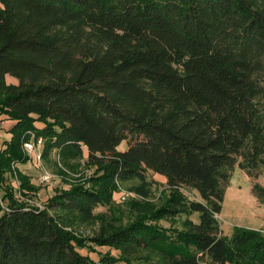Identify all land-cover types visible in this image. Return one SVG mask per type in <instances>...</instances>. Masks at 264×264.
Here are the masks:
<instances>
[{"label":"trees","instance_id":"trees-1","mask_svg":"<svg viewBox=\"0 0 264 264\" xmlns=\"http://www.w3.org/2000/svg\"><path fill=\"white\" fill-rule=\"evenodd\" d=\"M0 129V178L39 139L44 160L98 167L45 207L9 189L0 264H264L263 233L218 218L235 169L264 171V0H0ZM149 170L166 203L84 252L75 228L119 186L150 197Z\"/></svg>","mask_w":264,"mask_h":264},{"label":"rangeland","instance_id":"rangeland-1","mask_svg":"<svg viewBox=\"0 0 264 264\" xmlns=\"http://www.w3.org/2000/svg\"><path fill=\"white\" fill-rule=\"evenodd\" d=\"M8 79L16 80L11 76H8ZM5 124V122L2 123V126ZM6 134L4 129H0L1 137ZM1 143L0 139V146ZM42 147L41 143L38 150L33 153L25 150L30 160L25 164L18 165L23 173L22 176L12 177L9 175L0 178V208L6 205L8 199L6 194L12 187L16 198L45 207L48 199L58 192L68 190L76 184L90 185L88 181L90 176L98 172V167L88 163L86 159L66 163L53 155L50 160H44ZM120 147L125 148L126 142L124 141ZM37 154H41L39 158ZM45 173L51 175L48 181L42 180V175ZM148 179L149 181L154 180L150 197L144 198L125 186H119L110 196L111 199L106 205L96 208L95 212L99 213V217L94 222L75 228L78 235L87 239L88 246L83 249L84 252L98 259L101 253L108 251V248L97 246L92 241L93 237L96 238L101 232L109 231V228L127 225L140 218L153 217L156 210L166 203L171 194V191L166 187V178L149 170ZM254 184H258L264 189V171L258 178H252L248 177L244 170L235 169L230 183L226 186L222 211L218 215L225 235H232L237 227L256 229L264 235V202L253 191ZM183 191L193 199L198 198L192 189L183 188ZM186 217L181 215L176 218H162L160 222L164 226L180 229ZM192 218L197 220L198 215L195 214ZM156 264H166V260L159 257L156 259Z\"/></svg>","mask_w":264,"mask_h":264},{"label":"built area","instance_id":"built-area-1","mask_svg":"<svg viewBox=\"0 0 264 264\" xmlns=\"http://www.w3.org/2000/svg\"><path fill=\"white\" fill-rule=\"evenodd\" d=\"M42 143V140L39 139L37 142L35 141H28L25 143V150L28 152H36L39 148V145ZM38 158L40 157L41 154H37ZM51 175H49L48 173H45L42 175V180L44 181H48L50 179Z\"/></svg>","mask_w":264,"mask_h":264}]
</instances>
